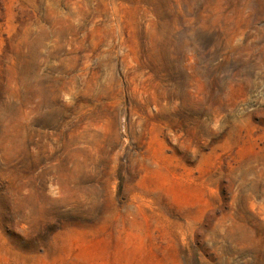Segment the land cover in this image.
<instances>
[{"label": "rangeland", "instance_id": "rangeland-1", "mask_svg": "<svg viewBox=\"0 0 264 264\" xmlns=\"http://www.w3.org/2000/svg\"><path fill=\"white\" fill-rule=\"evenodd\" d=\"M0 264H264V0H0Z\"/></svg>", "mask_w": 264, "mask_h": 264}]
</instances>
